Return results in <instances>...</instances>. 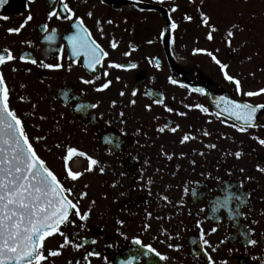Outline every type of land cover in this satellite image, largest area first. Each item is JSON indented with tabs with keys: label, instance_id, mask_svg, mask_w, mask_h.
I'll return each mask as SVG.
<instances>
[{
	"label": "flooded vegetation",
	"instance_id": "obj_1",
	"mask_svg": "<svg viewBox=\"0 0 264 264\" xmlns=\"http://www.w3.org/2000/svg\"><path fill=\"white\" fill-rule=\"evenodd\" d=\"M14 2L19 9L2 16L8 19L0 17V53L8 49L16 57L0 67L10 107L38 154L65 187L74 188L81 213H89L85 221L73 215L74 224L61 226L73 244L82 246L70 244L47 264H85L88 252L99 253L88 264H121L132 256L133 264H208L209 257L214 264H264V172L257 170L264 167V146L253 138H264V110L257 114L258 127L246 132L231 127L238 122L226 113L216 115L220 96L256 105L264 104V94H237L207 54L226 63L244 91L264 88V0H64L75 14L72 19H65L69 14L53 0ZM52 11L60 18L49 19ZM201 12L216 29L212 40ZM28 16L32 19L25 23ZM77 17L109 53L96 73L83 66L82 56H71L66 37L79 31ZM21 24L18 33L8 31ZM41 62L62 67L48 69ZM110 62L126 67L109 68ZM131 64L136 67H127ZM95 75L101 79L83 83ZM105 80L111 81L109 88L96 91ZM158 99L163 104L154 102ZM165 105L174 111L167 112ZM177 125L175 133L158 131ZM185 134L190 139L181 143ZM37 136L43 139L37 142ZM68 147L86 152L98 165L86 171L88 161L73 157L69 167L83 175L65 179L61 157ZM80 193L86 195L80 198ZM134 239L167 259L143 255L146 249ZM249 239L258 243L250 245ZM62 242L55 235L46 247Z\"/></svg>",
	"mask_w": 264,
	"mask_h": 264
},
{
	"label": "snow or ice",
	"instance_id": "obj_2",
	"mask_svg": "<svg viewBox=\"0 0 264 264\" xmlns=\"http://www.w3.org/2000/svg\"><path fill=\"white\" fill-rule=\"evenodd\" d=\"M6 2L7 0H0V7ZM56 2L62 5L61 12L69 14L64 18L72 19L75 14L69 5L64 3V0H53V3ZM171 11H176V9L172 8ZM89 15L91 14L89 13ZM53 16L60 18V13L56 11L49 12L48 18L51 19ZM2 18L8 19L6 16ZM31 19L32 17L28 16L25 23ZM184 19L191 21L192 17L185 15ZM209 19L210 17L208 15L203 12L200 13L201 23L205 26H209ZM108 23H111V21H108ZM74 26L79 31L66 37L71 50V56L77 59L82 56L83 66L89 71L96 73L98 66H102V62L108 57L109 53L99 43L91 39L88 30L83 26V21L79 17L75 19ZM23 27L24 24H21L19 28H11L8 31L18 33ZM43 27L47 28V25ZM209 27H211V31L207 33V39L212 40V32L216 31V29L214 26ZM238 27V25H233V28ZM170 28L173 30L176 29L177 24L172 22ZM52 31L55 33V29ZM233 34L231 30L227 33L229 46H231L230 38ZM45 39L52 40L53 36H46ZM110 46L115 49L117 43L113 41ZM195 51L201 52L206 50L196 49ZM207 54L219 65L224 79L235 85L237 94L248 97L264 94V88L258 91H244V85L241 80L233 75H229L226 71L228 65L218 60L211 52ZM125 55H128V53H125ZM15 59L16 57L12 55L10 50L4 49L0 53V67L6 62ZM19 59L25 60V57L20 56ZM30 62L32 64L37 63L35 59H32ZM40 66L48 69H60L62 67L60 63L51 64L43 62H41ZM157 66H159L158 61ZM108 67L123 69L126 66L116 62H110ZM127 67L134 68L136 65L131 64ZM103 75L107 77L109 73L105 71ZM100 79L101 77L99 75H95L91 80H83V83L93 84L96 80ZM171 83L175 84L176 81L171 80ZM110 84V80H105L95 90L103 91L108 89ZM195 91L203 92L204 90L195 89ZM135 94L133 92V95ZM120 95L123 96L124 93L121 92ZM154 102L163 104V100L159 99ZM112 103L114 105L115 101ZM130 103L135 104V101H130ZM146 107L150 108V106ZM185 107H189V105H185ZM196 107L202 112H208V109L201 105H196ZM217 107L220 111L216 115L219 117L226 113L228 117L238 122L233 123L231 127L236 128L240 132H246L249 128L258 127L256 123L257 114L264 110V104L253 105L250 103H239L235 99H229L226 96L217 98ZM165 109L169 113L174 111L173 108L167 107L166 105ZM120 115L123 116V113L121 112ZM178 115L183 116L185 113L180 112ZM166 128L175 133L179 125L176 127H160L158 131L163 133ZM203 135H209V133L205 131ZM253 138L264 146V138ZM41 139H43L41 136L35 137L37 142ZM189 139V135L185 134L181 138V143ZM57 147L60 146L57 145ZM208 147L214 148L215 145H208ZM235 156L239 158L241 153L236 152ZM73 157H83L88 161L86 171H92L99 163L98 160L86 152L75 147H68L66 154L62 155L61 158L65 179L71 181H76L83 175L82 172L73 171L69 167V161ZM168 158L171 159V156H168ZM257 170L264 172V167L257 165ZM100 171L103 172L104 169L100 168ZM73 192L74 188L71 186L65 187V184L54 170L50 168L47 161L38 154L33 144V138L30 137L26 130L22 118L10 107V92L4 75L0 72V264H47L49 258L59 256L61 250L70 244L72 247L79 249L82 245L73 244L68 236L61 231L62 225L75 223L71 219L73 215L81 221H85L89 216L88 212L81 213L79 200L72 198ZM85 195L86 193H80V198H83ZM236 199L239 200L240 197L237 196ZM55 235L63 237V242L55 249L47 248L46 241ZM92 243H95V241H92ZM133 243L146 249L143 253L145 256L149 253H155L161 261L167 259L166 256L160 254L151 245H143L139 239H134ZM204 243L207 244L208 242L205 240ZM257 243L258 241L255 239L248 240V244L250 245H256ZM169 247H172V245H169ZM94 255L98 256L99 253L88 252L83 257L85 264H88L89 257ZM135 259L136 257L132 256L126 262L122 261L121 264H133ZM77 264H80V261H77ZM208 264H214L211 257L208 258Z\"/></svg>",
	"mask_w": 264,
	"mask_h": 264
},
{
	"label": "water",
	"instance_id": "obj_3",
	"mask_svg": "<svg viewBox=\"0 0 264 264\" xmlns=\"http://www.w3.org/2000/svg\"><path fill=\"white\" fill-rule=\"evenodd\" d=\"M19 9V5H15L13 0H7V2L0 7V16L16 12Z\"/></svg>",
	"mask_w": 264,
	"mask_h": 264
}]
</instances>
